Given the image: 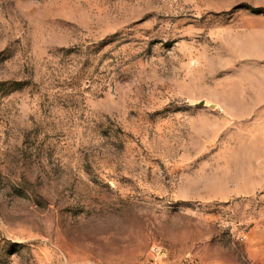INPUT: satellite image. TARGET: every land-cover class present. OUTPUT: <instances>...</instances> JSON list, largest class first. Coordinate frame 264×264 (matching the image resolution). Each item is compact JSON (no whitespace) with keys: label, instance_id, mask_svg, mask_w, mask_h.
<instances>
[{"label":"rangeland","instance_id":"obj_1","mask_svg":"<svg viewBox=\"0 0 264 264\" xmlns=\"http://www.w3.org/2000/svg\"><path fill=\"white\" fill-rule=\"evenodd\" d=\"M0 264H264V0H0Z\"/></svg>","mask_w":264,"mask_h":264}]
</instances>
